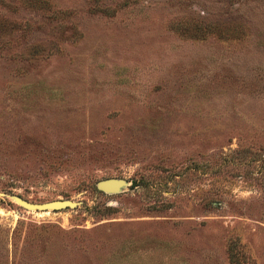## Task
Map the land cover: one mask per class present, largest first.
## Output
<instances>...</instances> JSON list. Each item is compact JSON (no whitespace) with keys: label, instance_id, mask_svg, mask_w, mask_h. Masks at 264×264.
<instances>
[{"label":"rangeland","instance_id":"374dc122","mask_svg":"<svg viewBox=\"0 0 264 264\" xmlns=\"http://www.w3.org/2000/svg\"><path fill=\"white\" fill-rule=\"evenodd\" d=\"M0 264H264V0H0Z\"/></svg>","mask_w":264,"mask_h":264},{"label":"water","instance_id":"95a60500","mask_svg":"<svg viewBox=\"0 0 264 264\" xmlns=\"http://www.w3.org/2000/svg\"><path fill=\"white\" fill-rule=\"evenodd\" d=\"M127 181L122 178H106L97 182L96 187L98 190L105 193H117L127 185ZM14 200L26 209L30 210H58L67 207H76L79 202L70 199H56L44 203H36L26 200L19 196H14Z\"/></svg>","mask_w":264,"mask_h":264},{"label":"trees","instance_id":"16d2710c","mask_svg":"<svg viewBox=\"0 0 264 264\" xmlns=\"http://www.w3.org/2000/svg\"><path fill=\"white\" fill-rule=\"evenodd\" d=\"M35 3H37V2H35Z\"/></svg>","mask_w":264,"mask_h":264}]
</instances>
